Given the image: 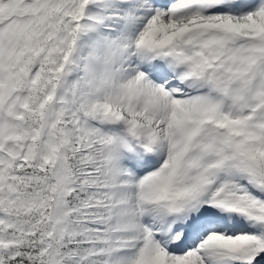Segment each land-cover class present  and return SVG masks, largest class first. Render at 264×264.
I'll return each instance as SVG.
<instances>
[{"label": "snow or ice", "instance_id": "snow-or-ice-1", "mask_svg": "<svg viewBox=\"0 0 264 264\" xmlns=\"http://www.w3.org/2000/svg\"><path fill=\"white\" fill-rule=\"evenodd\" d=\"M0 264H264V0H0Z\"/></svg>", "mask_w": 264, "mask_h": 264}]
</instances>
